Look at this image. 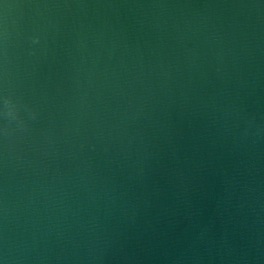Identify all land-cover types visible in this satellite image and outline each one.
Listing matches in <instances>:
<instances>
[{"label":"water","instance_id":"obj_1","mask_svg":"<svg viewBox=\"0 0 264 264\" xmlns=\"http://www.w3.org/2000/svg\"><path fill=\"white\" fill-rule=\"evenodd\" d=\"M0 264H264V0H0Z\"/></svg>","mask_w":264,"mask_h":264}]
</instances>
